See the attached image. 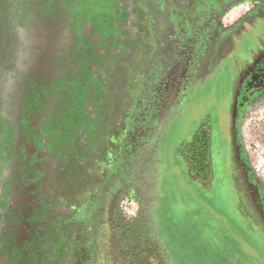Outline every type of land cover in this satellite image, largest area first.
<instances>
[{
  "label": "flooded vegetation",
  "instance_id": "obj_1",
  "mask_svg": "<svg viewBox=\"0 0 264 264\" xmlns=\"http://www.w3.org/2000/svg\"><path fill=\"white\" fill-rule=\"evenodd\" d=\"M121 1L131 8L133 31L109 64L94 146L82 156L62 148L55 158L43 234L36 223L27 225L35 218L27 212L38 204L0 199V250L21 264H54L42 247L51 239L69 264H87L89 224L106 211L101 205L108 197L125 231H131L124 224L125 198L137 200L134 223L147 227V199L155 197L147 161L160 155L163 118L190 97L202 70L212 74L220 66L227 120L206 113L182 156L204 188L223 174L219 181L231 190L240 225L264 238V174L257 165L258 151L264 154V0ZM239 6L242 12L233 14ZM21 178H27L23 172Z\"/></svg>",
  "mask_w": 264,
  "mask_h": 264
},
{
  "label": "rangeland",
  "instance_id": "obj_2",
  "mask_svg": "<svg viewBox=\"0 0 264 264\" xmlns=\"http://www.w3.org/2000/svg\"><path fill=\"white\" fill-rule=\"evenodd\" d=\"M133 28L131 8L121 0H0V199L38 204L27 212L35 216L27 225L36 223L39 236L50 215L46 185L55 158L62 148L82 156L94 146L108 67ZM225 79L222 66L202 70L190 97L163 118L160 155L147 161L155 193L147 199L150 234L134 223L137 200L122 202L125 227L144 231L140 264H264V238L240 225L231 190L219 181L223 174L204 188L182 156L206 113L227 120ZM221 159L215 156L216 171ZM21 172L25 180H18ZM42 247L54 264H69L55 240Z\"/></svg>",
  "mask_w": 264,
  "mask_h": 264
},
{
  "label": "trees",
  "instance_id": "obj_3",
  "mask_svg": "<svg viewBox=\"0 0 264 264\" xmlns=\"http://www.w3.org/2000/svg\"><path fill=\"white\" fill-rule=\"evenodd\" d=\"M111 201H113L111 197H108L101 205L106 211L104 213L97 211L89 224L88 231L92 243L89 245L90 256L87 264H139V243L144 231L138 229L132 232L125 231L120 225L118 213L117 218L110 213V208L113 207ZM150 232L147 223V235ZM12 256L15 254L0 250V264H21Z\"/></svg>",
  "mask_w": 264,
  "mask_h": 264
},
{
  "label": "crops",
  "instance_id": "obj_4",
  "mask_svg": "<svg viewBox=\"0 0 264 264\" xmlns=\"http://www.w3.org/2000/svg\"><path fill=\"white\" fill-rule=\"evenodd\" d=\"M151 199H153V198H151ZM148 206H149V203H148Z\"/></svg>",
  "mask_w": 264,
  "mask_h": 264
}]
</instances>
